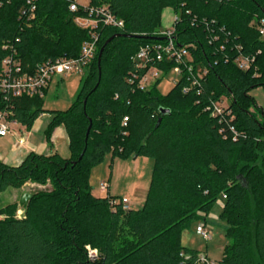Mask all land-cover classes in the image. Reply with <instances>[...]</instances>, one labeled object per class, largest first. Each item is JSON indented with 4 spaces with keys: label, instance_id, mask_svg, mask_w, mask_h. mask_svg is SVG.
<instances>
[{
    "label": "trees",
    "instance_id": "obj_1",
    "mask_svg": "<svg viewBox=\"0 0 264 264\" xmlns=\"http://www.w3.org/2000/svg\"><path fill=\"white\" fill-rule=\"evenodd\" d=\"M1 1L0 64L14 50L27 72L50 59L78 56L89 39L74 23L84 12L70 11L74 0H37L29 21L21 12L29 8L28 0ZM86 4L108 7L124 25L100 26L96 55L76 99L67 110L52 113L46 137L50 141L55 127L64 125L70 157L30 152L18 166L0 162V193L28 182L50 185L22 202L21 217L18 203L0 208V264H198L200 252L183 246L181 234L193 221L206 220L219 200L228 239L220 261L264 264V109L249 93L264 88L259 31L264 0ZM166 8L178 17L177 42L189 45L194 66L205 70L199 96L183 94L186 78L167 95L157 89L160 78L145 89L131 81L145 70L133 57L140 47L159 42L155 33ZM113 36L98 65L101 47ZM8 43L12 49L5 48ZM239 54L254 56L252 68L236 65ZM174 66L157 64L164 74ZM223 96L232 120L220 121L205 110ZM0 108L27 128L45 112L40 96L5 99L0 94ZM162 108L170 113L163 115ZM107 153L154 160L142 208L124 210L120 203L111 205L116 197L92 193L91 170ZM87 246L98 250L96 260L88 257Z\"/></svg>",
    "mask_w": 264,
    "mask_h": 264
},
{
    "label": "built area",
    "instance_id": "obj_2",
    "mask_svg": "<svg viewBox=\"0 0 264 264\" xmlns=\"http://www.w3.org/2000/svg\"><path fill=\"white\" fill-rule=\"evenodd\" d=\"M35 1L28 0L29 8H22V16L26 17L27 21L34 19ZM2 1L0 0V6ZM71 12H78L84 10L83 14L74 17V23L81 29L88 32L89 39H87L82 47L78 56L67 57L61 56L53 60H47L39 63L30 71H23L21 61L16 57V51H10L2 60L0 64V94L7 99L8 97H21V96H40L44 97L45 90L48 88L50 81L53 77L59 76L61 78L67 77L72 73L86 74L87 68L93 61L97 46L99 42V28L100 26L123 27V20L117 18L106 6H89L74 0L70 4ZM177 15L174 17L173 24L170 28L165 30L160 29L155 33L159 38V42L147 44L139 48L133 57V61L140 67L145 69L144 72L138 76L134 75L133 81H137L138 87L141 89L152 86L162 72V69L157 67V64L165 62H174L175 66L171 71L177 74V79L174 84L186 78L187 85L182 89L183 94H188L195 91L199 96L202 92V78L205 75L204 69H196L194 66V59L189 50V45H180L177 42V34L175 23ZM260 34L264 35V19L260 21L259 25ZM5 48L12 49L11 44H6ZM241 50L240 46L236 47ZM255 58L252 55L239 54L235 57L234 61L241 70H249ZM136 79V80H135ZM228 101V102H227ZM206 111L211 113V116L218 118L220 121L231 120L234 118L231 109L229 108V100L226 97H221L218 100H211L205 108ZM10 111L0 108V136H6L12 133V125L17 124V121L9 118ZM129 118H123V126H127ZM233 133L237 135L234 127H231ZM109 184L104 182L101 185V190L108 192ZM107 196H110L109 194ZM225 197V196H224ZM111 205L120 203L124 210L130 209L129 201L126 198L112 199ZM18 217L22 216L17 214ZM199 234L204 239L208 240L211 235V229L206 228V222H201ZM88 257L92 260L98 258V250L87 246ZM198 264H226L220 260L210 259L207 254L199 253L197 257Z\"/></svg>",
    "mask_w": 264,
    "mask_h": 264
},
{
    "label": "rangeland",
    "instance_id": "obj_3",
    "mask_svg": "<svg viewBox=\"0 0 264 264\" xmlns=\"http://www.w3.org/2000/svg\"><path fill=\"white\" fill-rule=\"evenodd\" d=\"M83 1L87 3L88 0ZM175 15L176 13L172 8L164 9L162 14V30L171 27ZM83 77V73H72L63 78L59 76L53 77L43 97L45 112L50 114L54 111L67 110L77 97ZM159 77L161 80L157 89L161 94L167 95L174 89V80L177 79V74L169 71L166 74L161 73ZM249 93L254 97L257 105L264 109V88L256 87L251 89ZM49 119V115L43 117L46 124ZM3 149H5V146L0 142V150ZM153 165L154 160L148 156L131 155L130 157L123 158L114 156L112 153H107L103 162L94 166L91 170L89 183L92 193L98 197H106L108 193L101 190V185L106 182L109 184V195L119 200L126 198L130 202L132 209H140L143 207L148 193ZM49 188V184L40 185L33 182H28L19 189L8 188L6 191L0 193V208L12 203H18L17 214H23L22 197L24 192L31 195L38 190ZM222 206V201L219 200L206 220L193 221L190 227L185 229L181 234L182 245L205 253L210 259L220 260L224 255V248L228 243L225 234L226 225L219 218ZM201 222H206V228L212 231V235L208 240L199 234Z\"/></svg>",
    "mask_w": 264,
    "mask_h": 264
},
{
    "label": "crops",
    "instance_id": "obj_4",
    "mask_svg": "<svg viewBox=\"0 0 264 264\" xmlns=\"http://www.w3.org/2000/svg\"><path fill=\"white\" fill-rule=\"evenodd\" d=\"M79 1L86 4L83 0ZM46 115L50 116L47 124L43 120V117ZM52 117V113H42L35 120L31 128H27L21 123L13 124L12 133L6 136H0V142L5 146V149L0 150V162L10 166H18L30 152L45 155L58 153L63 158H69L71 155L69 148L70 140L64 125L55 127L52 131L50 141L46 137V129ZM107 193L110 194L109 189ZM24 194L26 193L24 192Z\"/></svg>",
    "mask_w": 264,
    "mask_h": 264
},
{
    "label": "water",
    "instance_id": "obj_5",
    "mask_svg": "<svg viewBox=\"0 0 264 264\" xmlns=\"http://www.w3.org/2000/svg\"><path fill=\"white\" fill-rule=\"evenodd\" d=\"M114 38V36L113 37H111V38H109L106 42H105V44L101 47V49H100V51H99V55H98V65L100 64V61H101V57H102V54H103V51H104V48L106 47V45L112 40ZM160 40L162 39V38H159ZM161 113L163 114V115H165V114H169L170 113V110L169 109H166V108H162L161 110ZM89 130H90V127H89V129H88V132H87V135H86V139H87V136H88V134H89ZM82 156H83V153L81 154V156H80V158L79 159H81L82 158ZM75 163V162H74ZM30 198H31V195L30 194H24L23 195V197H22V202H27L28 200H30Z\"/></svg>",
    "mask_w": 264,
    "mask_h": 264
}]
</instances>
